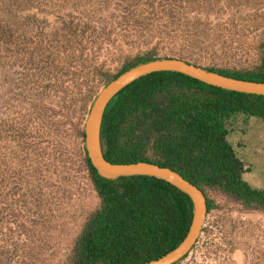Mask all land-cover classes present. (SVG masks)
I'll use <instances>...</instances> for the list:
<instances>
[{"label":"rangeland","instance_id":"obj_1","mask_svg":"<svg viewBox=\"0 0 264 264\" xmlns=\"http://www.w3.org/2000/svg\"><path fill=\"white\" fill-rule=\"evenodd\" d=\"M263 33L264 0H0V264L62 262L99 205L74 129L99 72L150 54L247 69ZM229 140L264 189V119ZM206 193L217 205L177 264H264V209Z\"/></svg>","mask_w":264,"mask_h":264},{"label":"trees","instance_id":"obj_2","mask_svg":"<svg viewBox=\"0 0 264 264\" xmlns=\"http://www.w3.org/2000/svg\"><path fill=\"white\" fill-rule=\"evenodd\" d=\"M154 57L158 56L137 58L109 75L99 72L94 85ZM203 66L234 77L264 81V33L256 66ZM86 113L85 103L74 129L100 203L87 216L72 249L58 264H132L169 252L190 227L192 199L155 176H101L83 144ZM251 116L264 119V94L219 87L177 71H154L126 84L112 97L100 127L101 147L104 157L112 162L147 160L179 171L202 189L208 211L217 204L207 195V189L242 201L247 207L264 209V189L243 178L248 165L229 140L236 123L247 124Z\"/></svg>","mask_w":264,"mask_h":264},{"label":"water","instance_id":"obj_3","mask_svg":"<svg viewBox=\"0 0 264 264\" xmlns=\"http://www.w3.org/2000/svg\"><path fill=\"white\" fill-rule=\"evenodd\" d=\"M177 71L208 84L223 86L231 90L264 94V81L241 77L209 69L201 64L177 56H158L140 61L121 70L116 76L103 83L93 97L83 122L84 147L96 171L106 178L120 175H150L164 179L190 197L193 202V216L184 239L172 250L163 255L140 263L132 264H175L188 255L199 240L208 214L206 195L196 184L186 179L179 171L167 165L147 160L112 162L103 155L100 127L104 112L112 97L136 78L154 71Z\"/></svg>","mask_w":264,"mask_h":264}]
</instances>
